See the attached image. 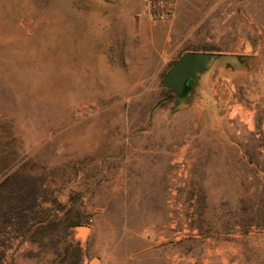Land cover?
<instances>
[{
    "label": "rangeland",
    "instance_id": "obj_1",
    "mask_svg": "<svg viewBox=\"0 0 264 264\" xmlns=\"http://www.w3.org/2000/svg\"><path fill=\"white\" fill-rule=\"evenodd\" d=\"M139 4L0 0V264H264V0Z\"/></svg>",
    "mask_w": 264,
    "mask_h": 264
},
{
    "label": "water",
    "instance_id": "obj_2",
    "mask_svg": "<svg viewBox=\"0 0 264 264\" xmlns=\"http://www.w3.org/2000/svg\"><path fill=\"white\" fill-rule=\"evenodd\" d=\"M221 57L212 52H185L182 54L161 79L163 87L171 92L165 100H174L172 113H178L191 106V98L200 76L206 73ZM75 237L84 240L89 229L86 226L76 227ZM89 264H97L92 259Z\"/></svg>",
    "mask_w": 264,
    "mask_h": 264
},
{
    "label": "built area",
    "instance_id": "obj_3",
    "mask_svg": "<svg viewBox=\"0 0 264 264\" xmlns=\"http://www.w3.org/2000/svg\"><path fill=\"white\" fill-rule=\"evenodd\" d=\"M140 14L151 23L171 20L176 13L177 0H140Z\"/></svg>",
    "mask_w": 264,
    "mask_h": 264
},
{
    "label": "trees",
    "instance_id": "obj_4",
    "mask_svg": "<svg viewBox=\"0 0 264 264\" xmlns=\"http://www.w3.org/2000/svg\"><path fill=\"white\" fill-rule=\"evenodd\" d=\"M183 54H184V53H183ZM78 225H80L79 222H75V223H73V226H78Z\"/></svg>",
    "mask_w": 264,
    "mask_h": 264
},
{
    "label": "crops",
    "instance_id": "obj_5",
    "mask_svg": "<svg viewBox=\"0 0 264 264\" xmlns=\"http://www.w3.org/2000/svg\"><path fill=\"white\" fill-rule=\"evenodd\" d=\"M139 6H140V8H141V4H139ZM140 16H141V14H139ZM142 17V16H141ZM90 262L88 261V263L87 264H89Z\"/></svg>",
    "mask_w": 264,
    "mask_h": 264
}]
</instances>
